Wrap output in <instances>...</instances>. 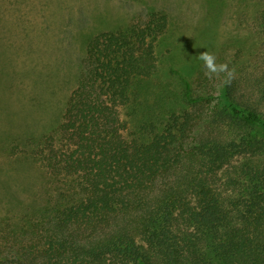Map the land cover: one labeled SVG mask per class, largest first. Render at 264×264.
Returning <instances> with one entry per match:
<instances>
[{
  "label": "trees",
  "instance_id": "16d2710c",
  "mask_svg": "<svg viewBox=\"0 0 264 264\" xmlns=\"http://www.w3.org/2000/svg\"><path fill=\"white\" fill-rule=\"evenodd\" d=\"M255 1L250 59L228 63L230 84L173 68L183 83L175 106L152 82L167 13L90 36L59 122L31 148L48 178L42 206L0 225V264H264ZM3 19L0 6V28Z\"/></svg>",
  "mask_w": 264,
  "mask_h": 264
},
{
  "label": "rangeland",
  "instance_id": "374dc122",
  "mask_svg": "<svg viewBox=\"0 0 264 264\" xmlns=\"http://www.w3.org/2000/svg\"><path fill=\"white\" fill-rule=\"evenodd\" d=\"M255 2L0 0V225L42 206L48 178L31 148L59 122L90 36L149 11L167 13L152 82L175 106L183 83L173 68L195 80L204 74L196 59L202 51L212 52L217 63L250 59Z\"/></svg>",
  "mask_w": 264,
  "mask_h": 264
},
{
  "label": "clouds",
  "instance_id": "9594fccd",
  "mask_svg": "<svg viewBox=\"0 0 264 264\" xmlns=\"http://www.w3.org/2000/svg\"><path fill=\"white\" fill-rule=\"evenodd\" d=\"M196 59L202 62L204 75L209 80L223 75L224 83L230 84L235 78V69L230 68L229 64L226 62L217 63V57L208 50L200 52Z\"/></svg>",
  "mask_w": 264,
  "mask_h": 264
}]
</instances>
